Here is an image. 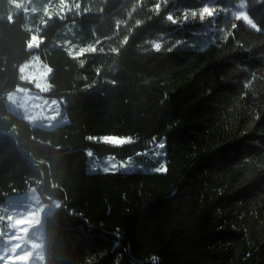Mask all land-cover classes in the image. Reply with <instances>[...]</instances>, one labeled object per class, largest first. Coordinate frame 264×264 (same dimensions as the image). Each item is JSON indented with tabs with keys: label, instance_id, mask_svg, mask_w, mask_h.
Returning <instances> with one entry per match:
<instances>
[{
	"label": "trees",
	"instance_id": "trees-1",
	"mask_svg": "<svg viewBox=\"0 0 264 264\" xmlns=\"http://www.w3.org/2000/svg\"><path fill=\"white\" fill-rule=\"evenodd\" d=\"M238 1L0 0V205L59 202L45 264H264V0H244L259 30ZM35 55L66 115L52 128L6 103L37 90L20 72ZM153 141L163 171L88 170L90 152L143 159Z\"/></svg>",
	"mask_w": 264,
	"mask_h": 264
},
{
	"label": "rangeland",
	"instance_id": "rangeland-1",
	"mask_svg": "<svg viewBox=\"0 0 264 264\" xmlns=\"http://www.w3.org/2000/svg\"><path fill=\"white\" fill-rule=\"evenodd\" d=\"M30 0H26V2ZM67 0H61L59 10L67 12ZM50 2L47 5L45 15L51 14ZM244 7L241 8L240 5ZM232 15L237 12H246V3L239 0L233 8L227 5ZM33 10H37L32 7ZM46 9V8H45ZM32 11V10H30ZM28 14V12H27ZM248 15V14H247ZM249 16V15H248ZM242 20V19H241ZM249 28L246 21L242 20ZM257 29V28H252ZM61 44L73 54H79L83 48H76L72 31L65 30L62 33ZM29 48L38 47V39L35 35L29 42ZM21 79L30 83L37 90L27 86H19L15 91L6 96L9 110L30 122L32 125L52 128L66 121V115L59 100L48 98L44 94L49 92L48 74L49 68L38 58L33 56L20 67ZM113 142L127 139L115 137L103 138ZM120 144V143H119ZM161 142L153 141L147 158L119 159L113 156L95 157L89 154L88 170L90 171H116V170H142L163 171L165 161L162 157ZM57 200L44 201L36 190L24 194L9 197L4 204L0 205V264H45L44 261V217L58 206Z\"/></svg>",
	"mask_w": 264,
	"mask_h": 264
},
{
	"label": "snow or ice",
	"instance_id": "snow-or-ice-1",
	"mask_svg": "<svg viewBox=\"0 0 264 264\" xmlns=\"http://www.w3.org/2000/svg\"><path fill=\"white\" fill-rule=\"evenodd\" d=\"M240 7L243 8L244 5L241 4ZM157 11H158V8H157ZM192 15L193 16H196L197 13L196 12H192ZM199 15H200L201 19H203L205 15H207L209 17L214 16V12H213V10L211 8L205 7V8L202 9V11L200 12ZM167 19L170 22L174 23V24L177 23V20L171 14L168 15ZM235 19L236 20H241L242 19V20L246 21L252 28H257V24L254 23L253 20L246 13H244V12H237L236 15H235ZM257 30H259V29L257 28ZM154 46L157 49H159L161 47V45L159 43L155 44ZM112 143L119 144V143H124V141L115 140ZM160 147L163 148L164 145L161 144Z\"/></svg>",
	"mask_w": 264,
	"mask_h": 264
},
{
	"label": "water",
	"instance_id": "water-1",
	"mask_svg": "<svg viewBox=\"0 0 264 264\" xmlns=\"http://www.w3.org/2000/svg\"><path fill=\"white\" fill-rule=\"evenodd\" d=\"M28 49H29V50H32V49L29 48V46H28Z\"/></svg>",
	"mask_w": 264,
	"mask_h": 264
}]
</instances>
